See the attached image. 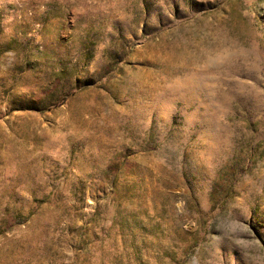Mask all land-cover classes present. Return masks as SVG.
<instances>
[{
    "label": "rangeland",
    "instance_id": "obj_1",
    "mask_svg": "<svg viewBox=\"0 0 264 264\" xmlns=\"http://www.w3.org/2000/svg\"><path fill=\"white\" fill-rule=\"evenodd\" d=\"M0 264H264V0H0Z\"/></svg>",
    "mask_w": 264,
    "mask_h": 264
},
{
    "label": "snow or ice",
    "instance_id": "obj_2",
    "mask_svg": "<svg viewBox=\"0 0 264 264\" xmlns=\"http://www.w3.org/2000/svg\"><path fill=\"white\" fill-rule=\"evenodd\" d=\"M168 2V0H164V3H167Z\"/></svg>",
    "mask_w": 264,
    "mask_h": 264
}]
</instances>
